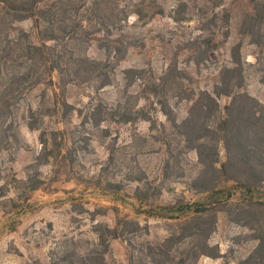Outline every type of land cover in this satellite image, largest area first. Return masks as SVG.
<instances>
[{
  "label": "rangeland",
  "instance_id": "obj_1",
  "mask_svg": "<svg viewBox=\"0 0 264 264\" xmlns=\"http://www.w3.org/2000/svg\"><path fill=\"white\" fill-rule=\"evenodd\" d=\"M140 7L147 14L139 21L131 15L126 27L135 32L137 45L118 64L111 85L97 92L95 84L87 81L68 84L64 89L55 87L56 96L53 87L41 85L26 95L22 106L30 99L32 108L41 103L49 114L38 121L42 130L66 131L62 139L57 135L60 147H52L48 162L43 156L38 159L41 129H29L20 120L24 107L15 113L17 140L9 150L0 149V264H22L30 258L49 264V255L66 244L71 248L75 241L82 248L91 247L96 226L112 227L118 218L139 224L136 236L129 233L110 242L111 264H128L130 246L165 237L175 228L169 216L177 214V206L207 197L190 188L198 168L195 153L185 147L160 111H152L156 118L152 129L149 121L141 119L79 126L89 103L100 99L110 105L124 95L123 68L141 67L149 78L159 76L171 64L188 77L177 91L185 96L183 89L211 86L222 66L229 64L232 46L240 43L247 67L243 90L264 105V49L251 44L240 30L252 7L250 0H144ZM17 26L30 29L31 21ZM100 53L96 44L87 50L91 57ZM139 84L136 80L129 91L140 88ZM54 99L66 100L71 108L63 113L61 106L54 107ZM125 99L132 104V98ZM227 101L220 98V106ZM169 102L175 107L176 120L186 116L187 100ZM219 156L224 158L221 147ZM37 182L39 187L31 190ZM236 190L228 199L219 197L217 206L250 198ZM173 204L176 209H161ZM236 213L235 208L217 213L209 240L220 257L201 256L197 264H243L256 240L252 229L232 220Z\"/></svg>",
  "mask_w": 264,
  "mask_h": 264
},
{
  "label": "trees",
  "instance_id": "obj_2",
  "mask_svg": "<svg viewBox=\"0 0 264 264\" xmlns=\"http://www.w3.org/2000/svg\"><path fill=\"white\" fill-rule=\"evenodd\" d=\"M143 2L0 0V149L9 150L17 140L18 120L14 115L22 107L25 111L20 120L29 129H41L39 119L49 115L43 105L39 103L32 108L29 99L22 106L26 95L35 88L53 87L52 93L56 96L55 87L64 89L68 84L87 81L94 83L99 92L113 83L118 64L137 45L135 32L129 33L126 27L131 15L139 21L147 14L140 7ZM250 2L251 10L245 13L240 30L251 44L263 51L264 0ZM23 20L31 21L30 29L17 26ZM92 44L100 49V56H88L87 50ZM246 68L241 44L236 43L231 48L229 64L222 66L211 86L183 89L186 94L180 96L178 87L188 77L171 64L159 76L149 78H145L141 67H126L121 70L126 80L124 95L110 105L100 99L89 103L80 115L82 128L87 124L100 126L110 119L119 123L141 119L149 121L152 129L156 123L152 111H160L174 126L185 147L196 156L198 168L191 177L190 188L206 193L207 197L177 206V214L169 216L174 219L175 228L165 237L130 246L128 264H197L201 256L220 257L209 238L217 223V213L229 212L231 208L237 210L232 220L252 229V238L256 240L243 264H264V105L243 90ZM136 80L140 81V88L129 91ZM125 97L133 99L131 105ZM222 97L228 101L220 106ZM171 99H185L189 103L187 114L181 120L175 118ZM139 100L149 107L138 105ZM60 106L63 113L71 108L66 100L54 99V107ZM58 134L62 139L66 131L41 129L38 159L43 156L45 163L48 162L54 153L52 147H60L55 142ZM220 147L224 151L223 159L219 156ZM39 185V182L33 184L31 190ZM236 189L250 198L217 206L219 197L228 199L236 194ZM136 197L140 202L145 201ZM169 208L176 209V206H161L164 211ZM138 225L125 218H118L112 227L98 224L93 230L95 239L91 247L82 248L75 241L71 248L67 244L61 246L49 255V264H111V240L129 233L136 236ZM22 264L41 262L30 258Z\"/></svg>",
  "mask_w": 264,
  "mask_h": 264
}]
</instances>
